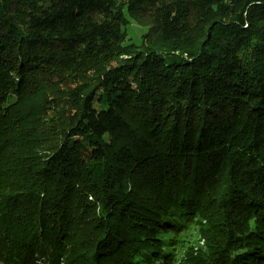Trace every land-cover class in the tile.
<instances>
[{"label":"trees","instance_id":"trees-1","mask_svg":"<svg viewBox=\"0 0 264 264\" xmlns=\"http://www.w3.org/2000/svg\"><path fill=\"white\" fill-rule=\"evenodd\" d=\"M0 264H264V0H0Z\"/></svg>","mask_w":264,"mask_h":264},{"label":"rangeland","instance_id":"rangeland-1","mask_svg":"<svg viewBox=\"0 0 264 264\" xmlns=\"http://www.w3.org/2000/svg\"><path fill=\"white\" fill-rule=\"evenodd\" d=\"M62 7L61 6H59L58 4H57V9H61ZM132 28H133V34H134V39H135V41H139V38H140V36L142 35V33L144 32L142 29H140L137 25H135V24H133V26H132ZM91 43L92 44H95V39H91ZM99 98H96V99H94L93 100V102H92V112L95 114V113H97V110H98V105H99ZM194 248H195V250L197 251V249H198V247H202L203 245H204V241H199V240H197V239H195V241H194Z\"/></svg>","mask_w":264,"mask_h":264}]
</instances>
